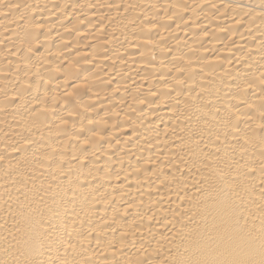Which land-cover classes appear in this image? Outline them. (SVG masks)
<instances>
[{
	"label": "bare ground",
	"instance_id": "obj_1",
	"mask_svg": "<svg viewBox=\"0 0 264 264\" xmlns=\"http://www.w3.org/2000/svg\"><path fill=\"white\" fill-rule=\"evenodd\" d=\"M0 264H264V0H0Z\"/></svg>",
	"mask_w": 264,
	"mask_h": 264
}]
</instances>
